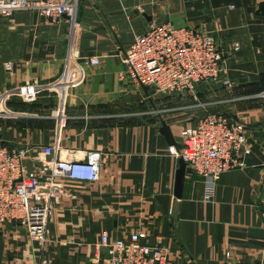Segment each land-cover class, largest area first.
Segmentation results:
<instances>
[{
	"label": "crops",
	"instance_id": "obj_1",
	"mask_svg": "<svg viewBox=\"0 0 264 264\" xmlns=\"http://www.w3.org/2000/svg\"><path fill=\"white\" fill-rule=\"evenodd\" d=\"M76 18L84 78L60 94L49 85L62 67L64 17L27 9L0 16V93L35 88H15L25 81L39 88L28 99L1 94L0 140L55 141L69 158L99 151L97 179L62 178L67 194L52 210L45 242L16 223L0 226V264H102L105 250L95 248L100 234L125 238L134 230L146 233L142 242L166 248L167 264L264 257V98L251 96L264 87V0H78ZM165 21L212 33L224 57L219 74L197 82L193 92L148 88L145 95L125 74L119 50L134 33ZM90 55L97 64L83 62ZM207 112L243 122L249 153L243 167L219 174L208 196L201 177L184 168L175 195L180 159L167 147L179 145L180 124ZM160 120L168 124L169 139Z\"/></svg>",
	"mask_w": 264,
	"mask_h": 264
},
{
	"label": "built area",
	"instance_id": "obj_2",
	"mask_svg": "<svg viewBox=\"0 0 264 264\" xmlns=\"http://www.w3.org/2000/svg\"><path fill=\"white\" fill-rule=\"evenodd\" d=\"M78 0H0V16L9 17L15 10L27 9L54 19L63 16L67 23L66 45L62 67L49 87L60 94L84 78L78 54ZM139 9V6L136 5ZM239 44L231 42L232 50ZM125 74L137 85H147L155 92H193L197 82L214 79L224 53L214 35L196 25H176L169 21L150 23L132 35L129 45L119 50ZM97 64L95 55L82 58ZM9 68L10 64L5 63ZM223 84L229 86L227 80ZM35 87L21 92L0 93V119L5 113L1 94L16 93L28 99L38 91ZM30 88V87H29ZM264 98V88L251 95ZM179 145H169V153L184 162L188 173L198 174L208 196L219 174L229 168L243 167L249 145L244 123L223 112H207L193 123H182L178 128ZM99 151L86 149L80 157L60 155L55 141L44 144L8 145L0 140V226L16 223L28 236L40 243L47 240V223L54 207L67 194L62 178L95 180L98 178ZM264 228V197L260 206ZM143 230H134L125 238H109L102 232L95 248H104L102 264H167L166 248L156 243H145ZM227 255V253H226ZM98 256V254H97ZM45 262V259H41ZM231 264H264L257 260H234Z\"/></svg>",
	"mask_w": 264,
	"mask_h": 264
},
{
	"label": "water",
	"instance_id": "obj_3",
	"mask_svg": "<svg viewBox=\"0 0 264 264\" xmlns=\"http://www.w3.org/2000/svg\"><path fill=\"white\" fill-rule=\"evenodd\" d=\"M141 88L144 91V94L148 95L147 85H141ZM159 129L164 134L166 139L170 138L169 127H168V124H166L164 120H160ZM183 175H184V162L180 159L179 166L176 170L175 180H174V194L175 195H178L180 193V189H181L182 182H183Z\"/></svg>",
	"mask_w": 264,
	"mask_h": 264
},
{
	"label": "rangeland",
	"instance_id": "obj_4",
	"mask_svg": "<svg viewBox=\"0 0 264 264\" xmlns=\"http://www.w3.org/2000/svg\"><path fill=\"white\" fill-rule=\"evenodd\" d=\"M218 74H219V73H218ZM218 74H217V75H218ZM24 83H25V82H24ZM19 91H20V90H19ZM1 92H2V91H1Z\"/></svg>",
	"mask_w": 264,
	"mask_h": 264
},
{
	"label": "trees",
	"instance_id": "obj_5",
	"mask_svg": "<svg viewBox=\"0 0 264 264\" xmlns=\"http://www.w3.org/2000/svg\"><path fill=\"white\" fill-rule=\"evenodd\" d=\"M264 88V87H263ZM263 88H261V89H263Z\"/></svg>",
	"mask_w": 264,
	"mask_h": 264
}]
</instances>
